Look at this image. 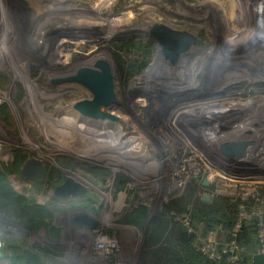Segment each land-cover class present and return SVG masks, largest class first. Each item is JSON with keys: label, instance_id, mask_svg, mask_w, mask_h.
<instances>
[{"label": "rangeland", "instance_id": "374dc122", "mask_svg": "<svg viewBox=\"0 0 264 264\" xmlns=\"http://www.w3.org/2000/svg\"><path fill=\"white\" fill-rule=\"evenodd\" d=\"M260 3L0 0V190L18 188L0 202V264L264 257ZM168 31L191 37L188 66ZM83 69L109 83L114 107L98 110L143 136L142 165L74 110L92 99ZM251 142L253 163L237 147ZM66 180L83 191L56 195Z\"/></svg>", "mask_w": 264, "mask_h": 264}, {"label": "water", "instance_id": "95a60500", "mask_svg": "<svg viewBox=\"0 0 264 264\" xmlns=\"http://www.w3.org/2000/svg\"><path fill=\"white\" fill-rule=\"evenodd\" d=\"M168 35L170 44H173L180 53L185 54L191 37L185 33L174 31H168ZM77 81L90 91L92 99L90 101L77 102L73 108L90 123L94 130L97 129V135H95L97 143L117 146L129 153L140 154L142 152L141 143L126 122L117 120L110 116L108 112L101 113L98 110L101 106H105L107 111H111L114 107L107 78L102 73L83 69L79 71ZM237 147H239V159L245 161L251 146L240 145ZM36 167L37 163H30L24 174L27 176L32 175ZM82 191L80 186L70 180H66L64 185L56 189L55 194L66 196L68 194L81 193ZM76 221L78 223L88 222L85 217L78 218ZM252 264H264V257L261 255L254 256Z\"/></svg>", "mask_w": 264, "mask_h": 264}, {"label": "bare ground", "instance_id": "6f19581e", "mask_svg": "<svg viewBox=\"0 0 264 264\" xmlns=\"http://www.w3.org/2000/svg\"><path fill=\"white\" fill-rule=\"evenodd\" d=\"M262 3V2H261ZM261 3L260 4H258L257 5V9L259 10L258 11V13L260 14V16H261V18H259L260 19V21H262V22H260V23H262L263 24V26H264V19H262V18H264V6L263 5H261ZM254 4V3H253ZM256 27V26H255ZM257 29H259V28H256L255 29V31L257 32ZM193 53H195V51L193 50V51H187L184 55L186 56V58H185V60H184V62H183V64L185 65V66H188L190 63L189 62H191V57H192V54ZM183 60V59H182ZM122 118H125V117H122ZM127 119H129V118H127ZM262 125H264V120H262ZM132 124V123H131ZM130 125V124H129ZM132 126V127H131ZM261 126V125H260ZM130 128H131V130L134 132V134H138V135H141L140 133H139V131L137 130V127L136 126H133V124L132 125H130ZM133 128V129H132ZM262 128H264V127H262ZM97 129L96 130H94V134L95 135H97ZM142 136V135H141ZM143 137V136H142ZM145 138V137H144ZM146 139V138H145ZM147 140V139H146ZM148 141V140H147ZM263 143H264V141H262ZM261 142V143H262ZM250 144V145H249ZM249 144H246V146H251V149H249L248 151V154H247V158H248V162H250V163H253L252 162V156H254L255 155V152H256V149H258V144H255V143H249ZM151 146V145H150ZM150 146H148V147H150ZM147 148V146H142V151H143V149H146ZM255 148V149H254ZM122 153H125V154H127V156H126V158H125V160H129V159H131V163H133L134 165H142V156L140 157V158H138L137 157V154H132V153H128L127 151L126 152H122ZM245 157V158H246ZM121 159H124V157H121ZM259 160V159H258ZM138 161V162H137ZM14 190H17L18 188L16 187V188H13ZM20 194V193H19Z\"/></svg>", "mask_w": 264, "mask_h": 264}, {"label": "trees", "instance_id": "16d2710c", "mask_svg": "<svg viewBox=\"0 0 264 264\" xmlns=\"http://www.w3.org/2000/svg\"><path fill=\"white\" fill-rule=\"evenodd\" d=\"M5 180H6V178H5ZM5 180H3V183L6 186L5 188H7V189L3 190V191L0 190V202L4 201L5 204H8L16 197V195L13 192L12 186L10 184L6 183ZM179 242L182 244H185L183 236H180Z\"/></svg>", "mask_w": 264, "mask_h": 264}, {"label": "built area", "instance_id": "2783aa9c", "mask_svg": "<svg viewBox=\"0 0 264 264\" xmlns=\"http://www.w3.org/2000/svg\"><path fill=\"white\" fill-rule=\"evenodd\" d=\"M254 230L257 232V235L259 238H262L261 231L264 232V227L261 224H258L257 227L254 228Z\"/></svg>", "mask_w": 264, "mask_h": 264}]
</instances>
